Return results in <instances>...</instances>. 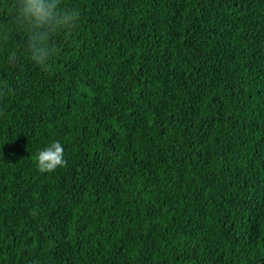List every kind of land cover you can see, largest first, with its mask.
Returning <instances> with one entry per match:
<instances>
[{
	"label": "trees",
	"instance_id": "trees-1",
	"mask_svg": "<svg viewBox=\"0 0 264 264\" xmlns=\"http://www.w3.org/2000/svg\"><path fill=\"white\" fill-rule=\"evenodd\" d=\"M12 2L0 264H264V0H62L81 20L47 67Z\"/></svg>",
	"mask_w": 264,
	"mask_h": 264
},
{
	"label": "clouds",
	"instance_id": "clouds-1",
	"mask_svg": "<svg viewBox=\"0 0 264 264\" xmlns=\"http://www.w3.org/2000/svg\"><path fill=\"white\" fill-rule=\"evenodd\" d=\"M12 20L11 27L24 38L22 52L38 66L47 67L59 48L55 37L75 28L81 14L66 6L62 0H13L6 5ZM19 53L12 50L6 60L14 64ZM40 172H51L66 165L65 150L59 140H53L38 149L35 156Z\"/></svg>",
	"mask_w": 264,
	"mask_h": 264
}]
</instances>
